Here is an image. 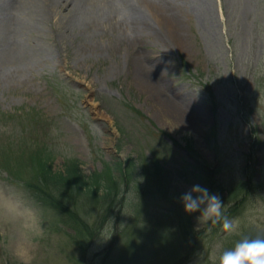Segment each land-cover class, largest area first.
<instances>
[{
    "label": "rangeland",
    "instance_id": "1",
    "mask_svg": "<svg viewBox=\"0 0 264 264\" xmlns=\"http://www.w3.org/2000/svg\"><path fill=\"white\" fill-rule=\"evenodd\" d=\"M84 1L0 0V190L37 212L43 233L32 239L31 264H83L75 224L34 200L5 164L30 181L36 157L48 155L56 170L77 159L87 175L138 158L139 168L126 172L137 188L142 162L166 149L170 135L209 163L220 161L228 185L241 178L242 155H253L250 171L258 169L264 185V0ZM73 11L82 12L84 25L68 22ZM45 12V23L16 35L27 15ZM258 137L261 148L253 146ZM166 152L171 171L192 161L187 152L179 158ZM174 185L181 192L191 187L177 177ZM124 194L113 203L121 211L111 226L95 234L88 263L99 264L94 255L112 243L113 255L102 264H173L182 255L174 264H218L220 251L245 233L264 235L263 186L231 219L239 222L236 234L210 222L197 229L194 217L198 235L184 254L187 230L177 223L150 230L147 249L137 239L120 245L139 204V196ZM113 200L88 212L79 206L82 216L92 212L93 224ZM0 264H18L7 235L0 236Z\"/></svg>",
    "mask_w": 264,
    "mask_h": 264
},
{
    "label": "clouds",
    "instance_id": "2",
    "mask_svg": "<svg viewBox=\"0 0 264 264\" xmlns=\"http://www.w3.org/2000/svg\"><path fill=\"white\" fill-rule=\"evenodd\" d=\"M178 202L186 215H195L197 229L211 222L222 224V231L228 235L237 233L239 222L225 214L222 196L204 185L192 184L180 193ZM42 233L36 210L14 194L0 190V236L9 237V247L18 264H31L32 239ZM222 247L216 245L217 250ZM218 264H264V235L237 240L233 247L220 251Z\"/></svg>",
    "mask_w": 264,
    "mask_h": 264
},
{
    "label": "trees",
    "instance_id": "3",
    "mask_svg": "<svg viewBox=\"0 0 264 264\" xmlns=\"http://www.w3.org/2000/svg\"><path fill=\"white\" fill-rule=\"evenodd\" d=\"M41 153L42 152H40V154ZM5 167L15 178L22 179V174L19 172V169L14 168V166L9 164H5ZM203 170H205V167L199 171ZM31 171L33 174L28 183V187L33 191L32 193L35 198L45 206L59 209L68 217H71L73 222H75L74 224L79 235L83 237L82 244H85L84 242H86L84 239L86 238V234H91L92 226L89 225L86 220L79 217L77 212V209L81 210L79 206H82L83 209V205L88 207H91V205H99L102 201L105 203L108 198L112 197L111 195L113 193L117 191L121 192L120 183L117 181L116 177H112V174H108L106 176L108 179L106 180H101L102 178L98 176L87 177L76 165L70 167L65 172L55 171L51 168L48 158L47 160L40 157L33 158ZM123 176L124 180H122L126 181V176ZM158 176L160 175L158 174ZM124 184L129 187L128 180L126 183L124 182ZM246 185L245 182H240L237 185L235 192L238 190L240 192L245 189ZM204 186L206 187V185ZM215 187H218L216 192L222 194L224 191L223 185L216 183ZM101 189L105 190L104 196L99 195ZM239 192L236 193V196H238ZM68 195H71L73 199L70 201L66 200L65 198ZM236 196L233 195L231 198L233 199ZM111 209L112 204L107 210L105 209V206L103 207L104 220H106V213L110 212Z\"/></svg>",
    "mask_w": 264,
    "mask_h": 264
},
{
    "label": "bare ground",
    "instance_id": "4",
    "mask_svg": "<svg viewBox=\"0 0 264 264\" xmlns=\"http://www.w3.org/2000/svg\"><path fill=\"white\" fill-rule=\"evenodd\" d=\"M81 1L83 3H85L84 0H81ZM167 3L169 4L170 0H167ZM163 8H165V6H163ZM171 10H173V9H168L167 13L170 16V21H174V20L177 19V17L175 19L174 14L172 13ZM133 11H135V10H133ZM134 14H132V17L134 16ZM136 15L138 17H141V13H139V12H136ZM47 16H48V14L46 12L45 13H38V14L34 13V14L27 15V17L24 18L22 23L20 24V32H22V33H19V34L16 33V35L18 37H20L19 35H22V34L25 35V33H23V32L25 30H28L30 28V26L34 27L38 22H40V24L45 23L47 21V19H45ZM81 17H82V12L73 11V13L71 15L72 19H70L68 22H75L76 24H80L81 23L82 25H84L83 21L79 20V19H81ZM35 20H37V21L34 22ZM140 20H141V18L132 22L131 28L133 29L134 32H135V30L136 31L138 30L137 26H138ZM150 31H151V29H148L146 32H150Z\"/></svg>",
    "mask_w": 264,
    "mask_h": 264
}]
</instances>
